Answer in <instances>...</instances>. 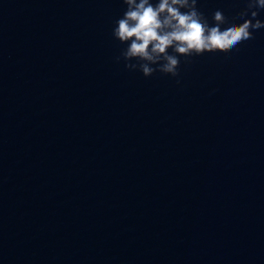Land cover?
<instances>
[{
  "label": "water",
  "instance_id": "1",
  "mask_svg": "<svg viewBox=\"0 0 264 264\" xmlns=\"http://www.w3.org/2000/svg\"><path fill=\"white\" fill-rule=\"evenodd\" d=\"M125 11L0 0V264H264V30L145 78Z\"/></svg>",
  "mask_w": 264,
  "mask_h": 264
},
{
  "label": "clouds",
  "instance_id": "2",
  "mask_svg": "<svg viewBox=\"0 0 264 264\" xmlns=\"http://www.w3.org/2000/svg\"><path fill=\"white\" fill-rule=\"evenodd\" d=\"M123 4L126 11L112 29L113 38L124 45L116 59L145 78L156 71L178 77L180 58L238 49L264 30V0H246L233 17L218 6L212 20L199 9L198 0H123Z\"/></svg>",
  "mask_w": 264,
  "mask_h": 264
}]
</instances>
